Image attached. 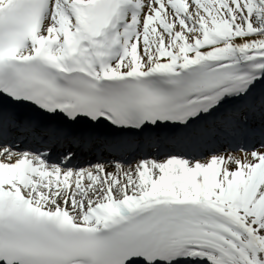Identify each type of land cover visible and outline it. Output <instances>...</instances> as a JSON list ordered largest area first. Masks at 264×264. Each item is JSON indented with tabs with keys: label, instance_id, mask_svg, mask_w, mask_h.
Masks as SVG:
<instances>
[{
	"label": "snow or ice",
	"instance_id": "snow-or-ice-1",
	"mask_svg": "<svg viewBox=\"0 0 264 264\" xmlns=\"http://www.w3.org/2000/svg\"><path fill=\"white\" fill-rule=\"evenodd\" d=\"M0 264H264V0H0Z\"/></svg>",
	"mask_w": 264,
	"mask_h": 264
}]
</instances>
